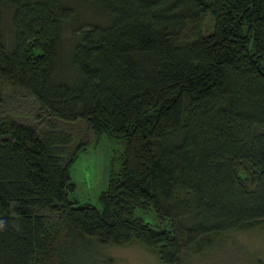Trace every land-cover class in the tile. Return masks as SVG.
Returning a JSON list of instances; mask_svg holds the SVG:
<instances>
[{
  "label": "trees",
  "instance_id": "trees-1",
  "mask_svg": "<svg viewBox=\"0 0 264 264\" xmlns=\"http://www.w3.org/2000/svg\"><path fill=\"white\" fill-rule=\"evenodd\" d=\"M77 120L117 146L99 209L71 195ZM255 228L264 0H0V264H86L92 242L181 264Z\"/></svg>",
  "mask_w": 264,
  "mask_h": 264
},
{
  "label": "rangeland",
  "instance_id": "rangeland-1",
  "mask_svg": "<svg viewBox=\"0 0 264 264\" xmlns=\"http://www.w3.org/2000/svg\"><path fill=\"white\" fill-rule=\"evenodd\" d=\"M6 17V16H5ZM203 27L209 29L210 23L204 20ZM20 110L26 113L31 105L26 100H18ZM68 128L74 140L80 138L87 142L84 151L78 153L69 167L71 182L74 184L71 195L79 203L87 202L100 208L98 194L104 188L108 164L116 154V143L102 133L96 142H90L92 134L80 120L61 124ZM145 220H151L150 213L141 214ZM91 254L86 264H161L153 253L134 242L123 246H105L92 242ZM264 264V231L260 228L245 231H228L218 238L209 248L197 255H191L181 264Z\"/></svg>",
  "mask_w": 264,
  "mask_h": 264
}]
</instances>
